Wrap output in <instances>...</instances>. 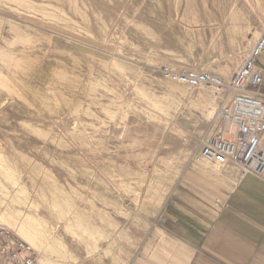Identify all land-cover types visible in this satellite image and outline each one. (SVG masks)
Here are the masks:
<instances>
[{"label":"rangeland","instance_id":"1","mask_svg":"<svg viewBox=\"0 0 264 264\" xmlns=\"http://www.w3.org/2000/svg\"><path fill=\"white\" fill-rule=\"evenodd\" d=\"M262 26L264 0H0V264H125L189 174L231 184L195 160L223 97L161 69L226 81Z\"/></svg>","mask_w":264,"mask_h":264},{"label":"crops","instance_id":"2","mask_svg":"<svg viewBox=\"0 0 264 264\" xmlns=\"http://www.w3.org/2000/svg\"><path fill=\"white\" fill-rule=\"evenodd\" d=\"M257 65L263 76L258 92L264 96V51ZM227 171L232 183H217L215 193H208L214 185L210 181L203 197L192 189L194 195L185 196L186 201L164 200L149 226L133 232L132 249L123 262L264 264V175L237 178ZM179 177L174 190L183 182Z\"/></svg>","mask_w":264,"mask_h":264},{"label":"built area","instance_id":"3","mask_svg":"<svg viewBox=\"0 0 264 264\" xmlns=\"http://www.w3.org/2000/svg\"><path fill=\"white\" fill-rule=\"evenodd\" d=\"M259 31L241 65L224 81L218 75L194 69L163 66L161 72L171 81L190 88H207L222 96L217 116L222 121L208 133L195 160L217 168H227L238 177L264 175V96L258 92L263 76L257 61L264 51V26ZM186 179L185 195L192 189L204 193L206 178L198 172ZM28 262H31L28 259Z\"/></svg>","mask_w":264,"mask_h":264},{"label":"bare ground","instance_id":"4","mask_svg":"<svg viewBox=\"0 0 264 264\" xmlns=\"http://www.w3.org/2000/svg\"><path fill=\"white\" fill-rule=\"evenodd\" d=\"M153 106L154 107H156V108H158L160 111L162 110L163 111V107H158V104H156V103H154L153 102ZM212 112H209V114H211ZM214 167V166H213ZM215 168H217V167H215ZM218 170H220V169H218Z\"/></svg>","mask_w":264,"mask_h":264}]
</instances>
